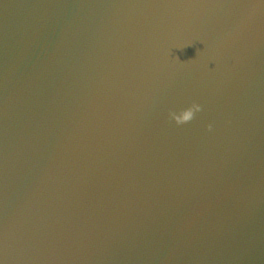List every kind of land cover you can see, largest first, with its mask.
<instances>
[{"label": "water", "instance_id": "95a60500", "mask_svg": "<svg viewBox=\"0 0 264 264\" xmlns=\"http://www.w3.org/2000/svg\"><path fill=\"white\" fill-rule=\"evenodd\" d=\"M0 264H264V0H0Z\"/></svg>", "mask_w": 264, "mask_h": 264}, {"label": "clouds", "instance_id": "9594fccd", "mask_svg": "<svg viewBox=\"0 0 264 264\" xmlns=\"http://www.w3.org/2000/svg\"><path fill=\"white\" fill-rule=\"evenodd\" d=\"M196 110H199V108L197 107V109Z\"/></svg>", "mask_w": 264, "mask_h": 264}]
</instances>
